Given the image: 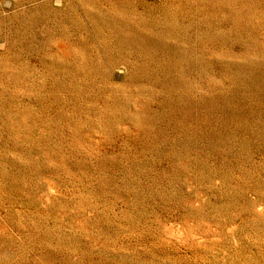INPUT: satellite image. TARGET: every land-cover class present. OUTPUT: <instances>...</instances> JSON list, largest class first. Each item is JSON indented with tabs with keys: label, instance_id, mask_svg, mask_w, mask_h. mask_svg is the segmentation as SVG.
I'll return each mask as SVG.
<instances>
[{
	"label": "rangeland",
	"instance_id": "rangeland-1",
	"mask_svg": "<svg viewBox=\"0 0 264 264\" xmlns=\"http://www.w3.org/2000/svg\"><path fill=\"white\" fill-rule=\"evenodd\" d=\"M0 264H264V0H0Z\"/></svg>",
	"mask_w": 264,
	"mask_h": 264
}]
</instances>
